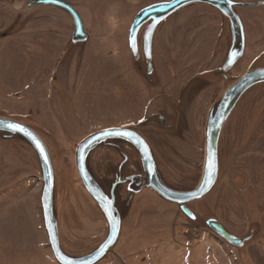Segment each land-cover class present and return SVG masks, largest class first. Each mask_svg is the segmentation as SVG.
<instances>
[{
	"label": "rangeland",
	"instance_id": "374dc122",
	"mask_svg": "<svg viewBox=\"0 0 264 264\" xmlns=\"http://www.w3.org/2000/svg\"><path fill=\"white\" fill-rule=\"evenodd\" d=\"M32 1L0 0V117L22 122L46 144L55 172L60 244L67 255L82 257L105 241L109 225L79 176V146L95 133L129 126L158 110L175 121L183 85L205 73L194 84L197 89L203 85V92L194 90L195 99L185 95L180 136L154 139L163 183L176 191L197 188L204 174L209 116L234 83L264 68V4L243 6L264 0H229L244 36L243 54L234 61V24L209 4L183 6L153 29L152 23L144 24L131 42L137 14L172 0H64L81 16L87 33L83 41H73L75 26L68 13L32 6ZM138 58L143 74L134 65ZM149 72L151 82L144 79ZM8 136L0 132V224L44 222L37 153L24 139ZM218 150L216 185L186 204L194 220L179 205L145 189L122 224L117 250L123 252L111 255L114 246L97 264H134L124 258L130 247V259L141 251L142 264H155L161 250L167 252V264H264V81L236 101ZM120 160L102 144L89 153L87 165L103 184L108 164L113 170ZM147 177L142 176L146 185ZM211 219L247 240L232 246L208 227Z\"/></svg>",
	"mask_w": 264,
	"mask_h": 264
},
{
	"label": "water",
	"instance_id": "95a60500",
	"mask_svg": "<svg viewBox=\"0 0 264 264\" xmlns=\"http://www.w3.org/2000/svg\"><path fill=\"white\" fill-rule=\"evenodd\" d=\"M202 2L210 4L219 9L223 14L228 16L234 24L236 34V53L232 61L243 54L244 36L242 28L239 24V19L233 10L234 4L229 0H172L171 2L153 5L141 10L135 17L131 27L130 40L136 38L139 29L149 20H155L156 25L170 14L191 3ZM259 4H243V6H258ZM31 5L55 6L65 10L72 18L75 26L74 41H83L87 39V33L84 29V24L79 12L75 7L64 0H37ZM154 28V24L152 29ZM151 29V30H152ZM264 81V68L256 69L246 74L236 83H234L223 95L216 110L209 116L207 124V143L206 157L203 178L197 188L191 191H176L166 186L160 179L156 164L154 162L151 150L145 140L130 130L111 128L102 132L95 133L87 138L77 151V169L81 181L98 204L109 225V234L106 240L92 253L82 257H72L67 255L60 244L58 221L55 215L54 205V188H55V172L49 150L40 138V136L30 127L20 123L19 121L0 117V132L7 133L10 136H16L24 139L36 151L43 175V190L41 196L44 224L48 233L49 243L56 260L60 264H97L109 253L116 245L121 232L122 220L115 207L114 199H110L103 189L98 185L88 170L87 159L89 153L96 147L110 139H126L132 143L140 152L143 165L146 170L149 189L153 190L160 197L167 201L180 206V210L191 220H194V214L186 206V204L200 200L212 191L217 183L219 176V157L218 146L222 128L228 119L236 101L253 85ZM14 126V127H12ZM127 131L132 135H106L107 132ZM211 161V167L209 162ZM207 225L216 234L222 237L232 246L240 247L247 239H240L232 235L218 220L211 219Z\"/></svg>",
	"mask_w": 264,
	"mask_h": 264
},
{
	"label": "flooded vegetation",
	"instance_id": "af4514ba",
	"mask_svg": "<svg viewBox=\"0 0 264 264\" xmlns=\"http://www.w3.org/2000/svg\"><path fill=\"white\" fill-rule=\"evenodd\" d=\"M36 1L37 0L30 2V4H32ZM163 3H167V2L157 3L154 5H159V4H163ZM152 6L153 5H151L149 7H152ZM146 8H148V7H146ZM146 8H144V9H146ZM214 8H216V7H214ZM59 9H61V8H59ZM61 10H63V9H61ZM233 10H234V7H233ZM63 11H65V10H63ZM147 23H152V25H153L156 23V21L151 19L148 22H146L145 24H147ZM74 33H75V29H74ZM73 36H74V34H73ZM146 40H145V38L142 39L141 43H143V42L145 43V50H147V52H148V44H147ZM73 41H74V39H73ZM140 63L141 62L139 61V58H138L137 61L134 62V65H135V68L137 69V72L140 74H143V72H142L143 68H142ZM144 74H145L144 79L145 80L147 79L151 82L152 79H151L150 72L144 73ZM204 74L205 73H202V74L200 73V76H199V74H197L196 78H194V77L191 78L190 80H188L187 83H185L183 85V87L179 93V96L176 99L177 103L175 104V108L177 110V113H175V117H176L175 121L172 118L169 119L168 116L166 114H164V112L162 110H158L159 112H157V113H151L149 118H146V119L143 118L142 120H140L138 122L130 123L129 126L126 125V126L120 127V129H126L127 128L126 130H130L132 132H135L136 134H138L139 136H141L145 140V142L147 143V145L149 146V148L151 150V153H152L154 162L156 164V169H157L159 176H160L159 159H158L159 156H158V152H157V149L155 146V140L154 139L159 138L161 140L162 138L164 139V137H166L168 134L173 135L174 133H176L177 135L180 136V134H178V131H180V130H178V129L184 123L183 114L186 110L185 109L186 107L184 109H181V106L183 105L184 100L189 99V98L185 99L186 98L185 95L191 96V98L195 99L197 96L195 95L196 93H192L194 90L196 92L198 91V94L203 92V89H202L203 85H200V88L197 89V87H194V84H197V79H200V78L202 79ZM158 90H159V92H163V90H161L160 85L158 86ZM8 137H11V136H8ZM8 137H6V138H8ZM102 144L105 145L109 151H113L118 157H121V160L117 164L114 163L116 166L114 167L113 170L110 168V166L108 164L109 169L107 167V169L105 170V177L107 179L105 180V183H103L104 185L96 180L94 173L92 172L90 166L87 165L88 170L91 173V175L93 176V178L96 180L98 185L103 189L105 194L110 199H114L115 207L117 209L118 214L120 215V218L122 220V224H124L125 217L130 212L129 208L131 207L133 200L135 199V196L138 194H141L145 189H148V187H146L147 185L144 184V181H142V176L144 174H146V170H145L144 165H143V159H142V156H141L139 150L132 143L127 141L126 139H110L108 141H105ZM102 144L97 145L96 147H99ZM96 147H94V149ZM218 148H219V146H218ZM218 157H219V150H218ZM51 159H52V157H51ZM124 194H126V197L124 196ZM99 209H100V207H99ZM100 211L102 212L101 209H100ZM102 214L104 215L103 212H102ZM55 215L57 218L56 207H55ZM106 222H107V220H106ZM107 224H108V222H107ZM58 229H59V226H58ZM108 234H109V231H108ZM108 234H107V237H108Z\"/></svg>",
	"mask_w": 264,
	"mask_h": 264
},
{
	"label": "crops",
	"instance_id": "0c3cea01",
	"mask_svg": "<svg viewBox=\"0 0 264 264\" xmlns=\"http://www.w3.org/2000/svg\"><path fill=\"white\" fill-rule=\"evenodd\" d=\"M34 200L38 204V196ZM119 239L115 245L114 253L111 254L116 255V257L123 252L122 247L117 250L122 240ZM133 242H135L134 244L137 243L135 246L138 250L140 243L136 239ZM124 250L127 253L126 249ZM131 250L133 247L127 250L130 253L124 258L134 262V264L138 262V264H142L141 251L135 252L134 259H130ZM166 253V250H161L157 255H154V263L163 262L162 264H167V260L164 259ZM111 255L110 257H113ZM0 264H60L52 252L44 222L38 220V224H0Z\"/></svg>",
	"mask_w": 264,
	"mask_h": 264
},
{
	"label": "snow or ice",
	"instance_id": "6c2138e0",
	"mask_svg": "<svg viewBox=\"0 0 264 264\" xmlns=\"http://www.w3.org/2000/svg\"><path fill=\"white\" fill-rule=\"evenodd\" d=\"M12 127H14V126H12ZM113 134L119 135V136H127V137H130L132 135L131 133H129L127 131H119V132H115V133L109 131L106 133V135H113ZM209 167H211V161L209 162Z\"/></svg>",
	"mask_w": 264,
	"mask_h": 264
},
{
	"label": "bare ground",
	"instance_id": "6f19581e",
	"mask_svg": "<svg viewBox=\"0 0 264 264\" xmlns=\"http://www.w3.org/2000/svg\"><path fill=\"white\" fill-rule=\"evenodd\" d=\"M42 196V195H41Z\"/></svg>",
	"mask_w": 264,
	"mask_h": 264
}]
</instances>
